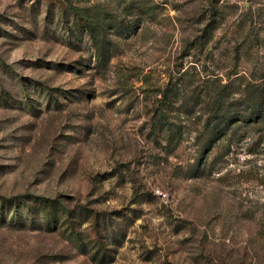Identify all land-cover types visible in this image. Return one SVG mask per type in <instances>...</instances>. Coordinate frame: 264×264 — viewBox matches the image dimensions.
<instances>
[{
	"label": "rangeland",
	"instance_id": "374dc122",
	"mask_svg": "<svg viewBox=\"0 0 264 264\" xmlns=\"http://www.w3.org/2000/svg\"><path fill=\"white\" fill-rule=\"evenodd\" d=\"M262 69L264 0H0V264H264V134L201 102Z\"/></svg>",
	"mask_w": 264,
	"mask_h": 264
},
{
	"label": "trees",
	"instance_id": "16d2710c",
	"mask_svg": "<svg viewBox=\"0 0 264 264\" xmlns=\"http://www.w3.org/2000/svg\"><path fill=\"white\" fill-rule=\"evenodd\" d=\"M78 26L91 31L90 39L97 49L100 62L106 61L111 47L104 44L105 32L100 25L79 19ZM103 36V37H101ZM107 50H110L107 53ZM218 83L210 80L206 83L205 97L202 102L204 117L203 146L213 148L222 138L237 136L240 129L255 126L264 134V69L249 76L244 82ZM177 83L174 84L175 88Z\"/></svg>",
	"mask_w": 264,
	"mask_h": 264
},
{
	"label": "built area",
	"instance_id": "2783aa9c",
	"mask_svg": "<svg viewBox=\"0 0 264 264\" xmlns=\"http://www.w3.org/2000/svg\"><path fill=\"white\" fill-rule=\"evenodd\" d=\"M157 193H158L159 195H161V196H166V193H163V192L160 191V190H157Z\"/></svg>",
	"mask_w": 264,
	"mask_h": 264
}]
</instances>
